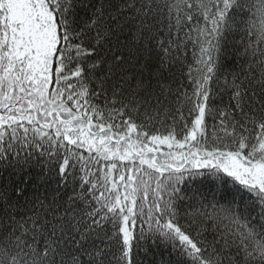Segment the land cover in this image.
Wrapping results in <instances>:
<instances>
[{"label": "snow or ice", "instance_id": "obj_1", "mask_svg": "<svg viewBox=\"0 0 264 264\" xmlns=\"http://www.w3.org/2000/svg\"><path fill=\"white\" fill-rule=\"evenodd\" d=\"M0 264H264V0H0Z\"/></svg>", "mask_w": 264, "mask_h": 264}]
</instances>
